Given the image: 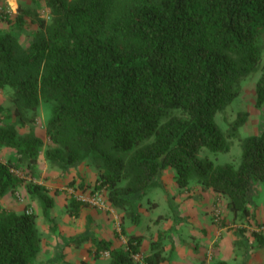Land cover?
<instances>
[{
    "label": "trees",
    "instance_id": "1",
    "mask_svg": "<svg viewBox=\"0 0 264 264\" xmlns=\"http://www.w3.org/2000/svg\"><path fill=\"white\" fill-rule=\"evenodd\" d=\"M48 19L24 14L4 17L0 30V89L11 91L13 110L0 104V149L13 148L28 165L43 139L19 133L11 118L32 121L41 100L51 102L44 158L62 170L88 161L96 188L107 189L116 208L138 218L137 200L159 184L171 167L179 187L195 182L225 198L232 216L249 220L250 194L264 186V128L241 141L237 166L199 156L202 148L227 152L214 116L240 92V82L261 59L264 0H45ZM254 106L264 113V65L254 84ZM30 111L31 114H27ZM238 111L231 133L246 120ZM10 161L0 159V197L23 185L50 219L53 198L41 184L24 183ZM82 200L71 196L67 210L78 215ZM251 230L248 247H264V224ZM239 233H243L240 228ZM124 247L90 237L91 250L108 253V264H138L140 234H127ZM83 236L72 237L78 243ZM247 241V238L244 239ZM242 243V241L240 240ZM151 244L146 264H160ZM37 214L0 205V264H62L38 259ZM210 264H229L216 260ZM259 264H264L261 262Z\"/></svg>",
    "mask_w": 264,
    "mask_h": 264
},
{
    "label": "rangeland",
    "instance_id": "2",
    "mask_svg": "<svg viewBox=\"0 0 264 264\" xmlns=\"http://www.w3.org/2000/svg\"><path fill=\"white\" fill-rule=\"evenodd\" d=\"M17 9L12 11L9 0H0V30L8 28L4 19L11 20L17 14H24L25 29L18 31L19 42L27 44L26 32L35 27L33 16L48 19L45 0H16ZM262 52L257 69L240 82V92L214 119L221 128L229 145L227 152L212 153L202 148L199 156L215 163L231 162L238 165L241 157V141L248 134H257L264 128V113L254 106V84L264 65V34L261 41ZM0 104L13 110L11 91L0 89ZM238 111H245V122L231 133V123ZM31 114L30 111H26ZM51 114V102L41 100L34 119L25 124L11 118L10 123L19 133L34 131L43 139V149L49 145L45 125ZM1 118V117H0ZM1 121V119H0ZM43 149L34 164L28 165L20 159L13 148L2 147L0 159L10 161L11 169L24 183L41 184L53 198L50 219H46L36 200L31 198L23 185L0 197V205L16 212L33 210L37 214V229L40 236L38 259L51 261L61 259L62 264H108L107 252L97 255L91 250L90 237L110 240L113 246L124 247L127 234H140L139 253L133 255L138 264H146L144 256L155 247L163 256L160 264H210L225 260L229 264H259L264 262V247H248L252 241L251 230L262 228L264 224V186L255 185L250 194L249 208L253 216L241 220L232 216L225 206V198L209 189H203L195 182L179 187L174 171L165 167L159 175V184L143 194L139 202L138 218L133 222L128 216L129 209L116 208L107 199V189L96 188V170L88 161L60 169L44 158ZM74 196L85 203L78 215L67 210V200ZM99 197L106 205L98 207L91 202ZM243 228V233L239 229ZM84 239L69 243L72 237ZM245 237L247 241H245ZM242 241V243L240 242Z\"/></svg>",
    "mask_w": 264,
    "mask_h": 264
},
{
    "label": "built area",
    "instance_id": "3",
    "mask_svg": "<svg viewBox=\"0 0 264 264\" xmlns=\"http://www.w3.org/2000/svg\"><path fill=\"white\" fill-rule=\"evenodd\" d=\"M91 202H93L94 204H96L98 207H105L106 205L104 204V202H102V200L99 197L94 196L91 200Z\"/></svg>",
    "mask_w": 264,
    "mask_h": 264
},
{
    "label": "clouds",
    "instance_id": "4",
    "mask_svg": "<svg viewBox=\"0 0 264 264\" xmlns=\"http://www.w3.org/2000/svg\"><path fill=\"white\" fill-rule=\"evenodd\" d=\"M9 4L11 6L12 11L15 12L18 6L16 0H9Z\"/></svg>",
    "mask_w": 264,
    "mask_h": 264
}]
</instances>
